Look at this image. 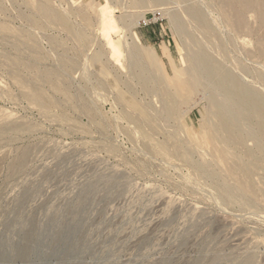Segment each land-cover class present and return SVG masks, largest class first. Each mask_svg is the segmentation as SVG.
<instances>
[{
	"label": "rangeland",
	"instance_id": "rangeland-1",
	"mask_svg": "<svg viewBox=\"0 0 264 264\" xmlns=\"http://www.w3.org/2000/svg\"><path fill=\"white\" fill-rule=\"evenodd\" d=\"M150 1L0 0V264H264L262 118L240 121L235 139L220 133L231 170L192 136L220 92L200 87L177 117L166 95L186 78L189 41L170 16L194 34L185 11L196 8L224 44L225 63L207 48L221 74L264 99V0ZM131 46L155 55L167 78L158 93Z\"/></svg>",
	"mask_w": 264,
	"mask_h": 264
},
{
	"label": "bare ground",
	"instance_id": "bare-ground-1",
	"mask_svg": "<svg viewBox=\"0 0 264 264\" xmlns=\"http://www.w3.org/2000/svg\"><path fill=\"white\" fill-rule=\"evenodd\" d=\"M152 3L154 4L155 2H153V0H151ZM150 1V3H151ZM176 1V0H175ZM205 1V0H204ZM218 1V0H217ZM224 3H231L229 2V0H223ZM134 5H141L144 0H133ZM174 2V1H173ZM240 2V1H239ZM233 3V2H232ZM252 3V2H251ZM105 4H109V0H105ZM123 4V3H122ZM149 4V3H147ZM152 4V5H153ZM177 4V3H176ZM221 4V3H220ZM40 5V4H39ZM44 5V4H43ZM225 5V4H224ZM239 5V4H237ZM243 5V4H242ZM255 5V4H254ZM37 7H40L38 5H36ZM109 6V5H108ZM149 6V5H148ZM151 6V5H150ZM149 6V7H150ZM185 6V5H184ZM240 6V5H239ZM37 11H40L41 9L43 10L42 12V16H44L46 19H43L44 22H46L45 20H47L48 22H53L54 18L57 16V14H55L53 8L51 10V12H49L48 10H46V8H50L48 5L46 6V8H37ZM44 7V6H43ZM250 7V6H249ZM264 8V7H263ZM40 9V10H38ZM235 9V8H234ZM204 10V9H203ZM263 10V9H261ZM54 12V13H53ZM228 12V11H227ZM226 12V14H227ZM239 12V11H238ZM183 13V12H182ZM185 14L187 15L188 18H190V20L193 22L194 24V30L197 32L194 34L193 33H189L188 29H187V25L184 22V20H182L180 18V16L178 14L175 15V13H173L170 16V20L174 26V29H176V31L189 39L188 44L186 46V56H185V68L182 69L183 71L181 72V76L185 75L186 78L185 79H181L179 81H176L174 79V81L177 83L174 91L172 93H168L166 92V95L168 96V101L169 105H167L168 107H170L172 109L173 112H171V114L175 115L177 117V111L175 110V108H177L180 105H185L188 104V102L190 101L191 97L193 96V94L200 88V87H214L216 88V90H218V92H220L222 100L220 104H214L212 109L210 111H207L206 117L205 119L201 122L200 125V130H198V132L194 135H192L194 138L197 137L199 140V145H201L202 147H204L205 149H207L212 157L213 162H215L218 165L224 166V167H230L232 162H233V153H230L229 150L226 148L227 145L224 146L220 144L219 142V135L221 132H226L228 135H234L233 133H235L236 131L240 133H242V131H239L241 128L239 127V123H241L240 121L242 120H251L255 117H260L262 119H260V121L256 120V122H260V123H256V130L255 133H257V135L260 136H264V99L257 93L253 92L252 90H250L249 88L243 87L240 84H238V82L236 81V77L235 75H233L232 72H224V74H221V69L222 67L225 65H223V62L225 63V61H227L225 59V48H224V44H215V42L217 43L219 40L215 41L216 39H214L211 35V30L209 24L207 23L208 21H206L205 16L203 15V13L201 12L200 9H196V8H189L186 9ZM225 14V17H227ZM235 14V13H234ZM262 14V13H260ZM185 15V16H186ZM102 16H106L105 13ZM109 17V21L110 22H115V18L113 17L112 13L111 15H108ZM129 16V15H128ZM131 17V16H130ZM239 17V16H238ZM58 18V16L56 17ZM104 18V17H102ZM106 18V17H105ZM106 18V20L108 19ZM143 18V17H141ZM229 18V17H228ZM129 19V18H128ZM131 19V18H130ZM129 19V20H130ZM243 19V18H242ZM241 19V20H242ZM259 20L260 23H262V25H264V17L259 15ZM100 21V20H99ZM132 21V20H130ZM187 21V20H186ZM238 21V20H236ZM235 21V22H236ZM43 22V23H44ZM104 22V21H103ZM138 22V21H137ZM241 22V21H240ZM230 23V22H229ZM46 24V23H45ZM100 24V23H99ZM110 24V23H109ZM112 24V23H111ZM110 24V25H111ZM115 24V23H114ZM137 24V23H136ZM191 24V23H190ZM241 25V24H240ZM116 26V24H115ZM193 26V25H192ZM236 26V25H235ZM261 26V25H260ZM110 27V26H109ZM239 27V26H238ZM243 27V26H241ZM190 28V27H189ZM246 28V27H245ZM109 31V28H107ZM111 29V28H110ZM117 29V27H116ZM105 31V30H104ZM106 31V32H108ZM112 31V30H110ZM114 31V30H113ZM193 31V30H192ZM263 31V30H262ZM191 32V31H190ZM105 34V33H104ZM109 34V33H107ZM111 34V33H110ZM196 35H199L198 37H196ZM107 39V38H106ZM214 39V40H212ZM260 39V38H259ZM32 40V39H31ZM109 40V39H108ZM250 41V40H249ZM190 42V43H189ZM31 43V42H30ZM34 45L33 48H35V43H32ZM190 44V45H189ZM216 46V50L214 47V50L217 52L216 54L218 55H222L224 60L222 63H220V60H218L214 57L211 56L213 54H209L207 51V48L209 46ZM215 44V45H214ZM31 45V44H29ZM222 45V46H221ZM260 45V44H259ZM191 46L195 47L196 51H193L191 49ZM258 46V45H257ZM226 47V45H225ZM234 47L236 48V46L234 45ZM260 47V46H259ZM112 48V52H114L116 50L115 47H111ZM261 48V47H260ZM37 48L33 49L32 51L36 50ZM194 49V50H195ZM128 50V54L130 56H133L134 59L137 60V62L135 61L134 66L138 67L140 70V76L142 80H144L145 82L151 83L152 86L150 87V89L152 88V90L148 89L150 92H157L158 90H156L158 88V85L160 83H162V81H167L166 76L163 74L162 71H160L158 62L156 61L155 55L150 51H142L139 50L135 47H130ZM264 50V49H263ZM38 51V49L36 50ZM261 51V50H260ZM35 52V51H34ZM100 54V52H99ZM114 54V53H113ZM215 54V53H214ZM262 54V53H260ZM38 55V52H37ZM36 55V56H37ZM236 55V54H235ZM221 56V57H222ZM100 57V55L95 54L93 56V59H98ZM217 57V56H216ZM130 59L134 60V59ZM142 58H144V60H142ZM14 61V60H13ZM86 61V60H85ZM118 61V60H117ZM238 61V60H237ZM17 62V61H16ZM83 63V62H82ZM240 65V63H238ZM132 65V64H131ZM231 65V64H230ZM235 68H236V62H234ZM133 66V67H134ZM241 66V65H240ZM33 67V66H32ZM31 67V68H32ZM28 68V67H26ZM131 68V66H130ZM136 68V69H138ZM231 68V67H230ZM244 68V67H243ZM35 69V68H33ZM132 69V68H131ZM224 69V68H223ZM31 70V69H29ZM37 70V69H36ZM135 70V68H134ZM138 70V71H139ZM225 70V69H224ZM39 71V70H37ZM36 71V72H37ZM130 72V71H129ZM160 74H159V73ZM259 72V71H258ZM138 73V72H137ZM242 73V72H241ZM247 73V72H246ZM235 74V73H234ZM241 76V75H240ZM258 76V75H257ZM261 78V77H260ZM252 81V80H251ZM27 83V82H26ZM256 88V87H255ZM34 89V87H33ZM32 89V90H33ZM33 92V97L34 100H36V102H38V104H42L44 103L43 101V96L42 94H40V92H36V91H32ZM35 90V89H34ZM39 90V89H38ZM65 90V89H62ZM166 91H168L166 89ZM161 92V91H160ZM165 92V89H164ZM163 92V94H165ZM66 93V92H65ZM158 93V92H157ZM168 93V94H167ZM31 94V93H30ZM67 96V95H66ZM31 97V96H30ZM45 97V96H44ZM66 98V97H65ZM129 99V98H128ZM46 100V99H45ZM68 100H71L68 97ZM167 101V102H168ZM35 102V103H36ZM190 104V103H189ZM138 105V104H137ZM44 106V105H43ZM165 107V113L168 114L170 113V110L168 109V107ZM140 107V106H139ZM144 107V106H143ZM141 108V107H140ZM142 109V108H141ZM146 109V108H145ZM144 110V109H142ZM147 110V109H146ZM147 113V112H146ZM154 113V112H153ZM203 114V113H202ZM170 115V114H169ZM210 115L214 116L215 119H217V122H213L212 120H210ZM129 116V115H128ZM154 116V115H153ZM179 117V115H178ZM204 118V117H203ZM130 119H132L135 122H138L141 125V129H142V134L144 135V138L148 139L150 137L153 136L154 130L151 127H143L144 125H142V123L140 122V120L135 117H130ZM214 119V120H215ZM256 119V118H255ZM245 122V121H244ZM250 122V121H249ZM137 123V124H138ZM252 123V122H251ZM255 125V124H254ZM150 126V125H149ZM252 130V129H251ZM247 131V130H245ZM254 131V130H253ZM252 131V132H253ZM249 132V131H248ZM251 132V133H252ZM244 134V133H243ZM250 134V132H249ZM254 134V133H253ZM245 135L246 132H245ZM252 134L249 135V137ZM176 136V135H175ZM221 137V136H220ZM224 137V136H223ZM222 137V138H223ZM229 137V136H228ZM233 137V136H232ZM235 137H237L235 135ZM240 137V135H239ZM243 137V136H242ZM241 137V138H242ZM255 137V136H254ZM256 138V137H255ZM264 138V137H263ZM172 139V138H171ZM178 139V138H177ZM231 139V138H230ZM233 139H235L233 137ZM224 140V139H223ZM241 140V139H240ZM257 140V139H256ZM259 140H263V139H258ZM225 141H228L227 139ZM229 143V142H227ZM260 144V143H259ZM262 144V142H261ZM263 145V144H262ZM229 146V145H228ZM260 146V150L261 151V145ZM189 148V147H188ZM258 148V147H257ZM256 148V149H257ZM159 151L163 152L165 155H169V151L170 149L165 145V146H158L157 148ZM255 149V150H256ZM264 149V148H263ZM252 152V151H250ZM249 153V152H247ZM253 153V152H252ZM251 153V154H252ZM263 150H262V154H263ZM255 154V153H253ZM260 154V156L258 157H262L263 155ZM250 155V154H249ZM247 156V155H246ZM252 156V155H251ZM248 157V156H247ZM185 158V157H184ZM252 158L254 159V157L252 156ZM263 158V157H262ZM235 162V161H234ZM192 163V162H191ZM214 163V165H215ZM239 163V162H238ZM193 164V163H192ZM210 164V163H209ZM238 165V164H237ZM234 166V165H233ZM236 167V164H235ZM233 168L232 166L230 167V169ZM247 168V167H246ZM202 169V168H201ZM244 169V168H243ZM232 170V169H231ZM237 170V169H236ZM235 170V171H236ZM245 170V169H244ZM247 170V169H246ZM233 172V171H231ZM197 173V172H196ZM235 173V172H234ZM202 177V176H201ZM222 180V179H221ZM204 181V180H202ZM223 186V185H222ZM242 187V186H241ZM243 189V188H242ZM229 191H227V193H229ZM217 194V193H216ZM242 194V193H241ZM234 195V194H231ZM222 197V196H221ZM240 197V196H238ZM228 198V196H227ZM230 198V197H229ZM215 199V198H214ZM233 199V198H232ZM243 199V198H241ZM229 200V199H228ZM234 200V199H233ZM216 201V200H215ZM247 204V203H246ZM249 205V204H247Z\"/></svg>",
	"mask_w": 264,
	"mask_h": 264
},
{
	"label": "built area",
	"instance_id": "built-area-1",
	"mask_svg": "<svg viewBox=\"0 0 264 264\" xmlns=\"http://www.w3.org/2000/svg\"><path fill=\"white\" fill-rule=\"evenodd\" d=\"M147 21V20H146ZM146 21H144L143 23L145 24L146 23Z\"/></svg>",
	"mask_w": 264,
	"mask_h": 264
}]
</instances>
